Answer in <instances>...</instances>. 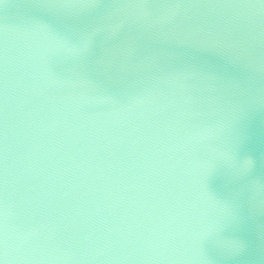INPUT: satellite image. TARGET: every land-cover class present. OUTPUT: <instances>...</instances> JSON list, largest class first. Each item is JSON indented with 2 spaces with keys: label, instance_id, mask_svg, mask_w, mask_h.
I'll use <instances>...</instances> for the list:
<instances>
[{
  "label": "water",
  "instance_id": "obj_1",
  "mask_svg": "<svg viewBox=\"0 0 264 264\" xmlns=\"http://www.w3.org/2000/svg\"><path fill=\"white\" fill-rule=\"evenodd\" d=\"M0 264H264V0H0Z\"/></svg>",
  "mask_w": 264,
  "mask_h": 264
}]
</instances>
